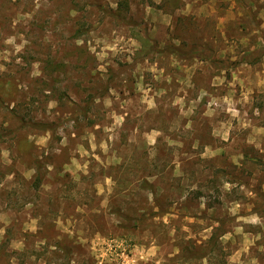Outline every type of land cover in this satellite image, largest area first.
<instances>
[{
    "label": "rangeland",
    "instance_id": "374dc122",
    "mask_svg": "<svg viewBox=\"0 0 264 264\" xmlns=\"http://www.w3.org/2000/svg\"><path fill=\"white\" fill-rule=\"evenodd\" d=\"M0 264H264V0H0Z\"/></svg>",
    "mask_w": 264,
    "mask_h": 264
},
{
    "label": "trees",
    "instance_id": "16d2710c",
    "mask_svg": "<svg viewBox=\"0 0 264 264\" xmlns=\"http://www.w3.org/2000/svg\"><path fill=\"white\" fill-rule=\"evenodd\" d=\"M142 42V46L144 47L143 48V50L146 52V53H148V54H150V53H154V50H155V48H154V46L153 45H151L150 44V41L149 40H147V39H144V40H142L141 41ZM167 50H170L171 52H173V53H171V54H173L174 56H178L179 55V52H178V50H177V48L175 49V48H170V49H167ZM173 50V51H172ZM164 51H166V50H164ZM37 164H39V163H37ZM39 167V166H38ZM38 171V172H37ZM36 176H35V182L37 183V184H40V181H41V175H40V170L38 169V170H36ZM224 235V232L219 228V231L213 236V238H211V240L209 241V243H208V248L205 250V254H208V253H211L212 252V250L214 249V247H215V245H216V243H217V240L218 239H220L222 236ZM204 256V255H203ZM189 258H193V259H195V258H200V257H195V256H192V257H187V259H189ZM202 258H204V257H202Z\"/></svg>",
    "mask_w": 264,
    "mask_h": 264
}]
</instances>
